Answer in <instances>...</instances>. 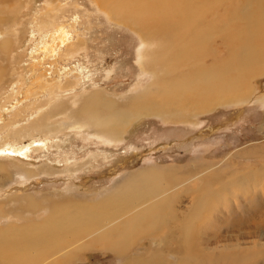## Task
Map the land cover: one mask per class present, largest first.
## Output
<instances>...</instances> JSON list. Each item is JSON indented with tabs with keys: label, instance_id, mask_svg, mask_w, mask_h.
Returning a JSON list of instances; mask_svg holds the SVG:
<instances>
[{
	"label": "rangeland",
	"instance_id": "1",
	"mask_svg": "<svg viewBox=\"0 0 264 264\" xmlns=\"http://www.w3.org/2000/svg\"><path fill=\"white\" fill-rule=\"evenodd\" d=\"M143 1L155 2L105 0V9L99 6V0H25L14 10L16 15L12 20L5 18V10H2L0 24L4 22V26L0 25V36L12 57L5 68L0 61L4 70L0 71V143L29 147V150L25 156L0 159V179L3 180L0 199L41 198L69 189L93 204L100 194L126 176L155 171L170 181L162 191L159 187L160 192H165L159 196L162 200L156 198L155 201L157 205L162 201L168 205H165L168 208L165 216L169 215V208L174 207L182 222L191 209L201 206L185 220L194 229L190 239L192 251L198 254L194 258H202L220 245L249 248L261 244L260 255L251 256L247 262L260 264L259 258L264 256V41L260 43L258 60L262 71L252 77L241 72L238 75L241 88H245L247 80V99L228 100L205 111L191 112L190 101L183 103L168 92L164 99L167 106L161 100L162 107L148 108L145 113L131 118L118 144L101 141L96 137V130L90 129L98 120L96 111L101 107L87 102L92 94L126 106L130 98L153 85L151 74L156 73L164 80L161 77L164 63H152L150 55L155 56L156 48H152L166 42V37L160 38L155 30H149L155 37L149 36L146 40L130 22L118 18L117 12L124 11L121 7L126 3L136 6L138 13L144 16L137 6L143 5ZM167 1L165 8L169 11L177 7L178 13H187L185 0H179L180 5L174 8H171L172 2ZM199 1L194 0L197 4L190 7L191 11L200 8ZM208 1L215 5L206 13L216 11L220 19L208 33L216 30L222 35L214 39L203 35L206 42L194 54L198 61L205 58L202 55L215 54L219 63L229 62L240 68L241 36L246 33V22L240 23L239 16L250 9L258 14L264 12V0L251 1L248 8L250 0L245 4L246 0ZM204 12L201 11V18ZM43 13L52 18L53 26L66 29L70 42L79 44V50L70 55H63L65 48L56 49L57 45L53 52L49 48L44 50L53 26L38 32L36 22ZM148 42H151L150 47L146 46ZM141 46L142 52H147L149 47V56L143 61L137 59V49ZM168 54L175 56L171 51ZM171 65L166 66L171 69ZM172 71L174 82L179 76H187L197 69H190L188 63L182 62ZM40 107L47 109L44 119L39 117ZM89 132L94 135L88 137ZM44 140L45 148L41 149L39 143ZM249 149H253L251 153ZM214 177L219 180L216 182ZM207 178L213 185H206ZM243 179L249 184L245 193L242 192L245 186L239 183ZM185 187L191 194L183 192ZM223 188L231 193L219 209L215 202L196 199L194 194L198 190ZM169 200L172 201L168 204ZM203 207H208L206 213H202ZM198 214H201L200 219H197ZM255 223L258 224L256 232L250 233L248 226H255ZM170 224L177 229V221L171 220ZM2 225L0 220V228ZM162 242L156 233L143 236L136 241L131 253L149 258L156 252L161 264L189 262L191 256L178 250V244L169 237L165 250ZM182 247H189V243H183ZM213 254V260L217 261L218 251ZM184 256L187 259L182 258ZM54 259L59 260L58 264H125L124 254L109 249L106 240L96 241L93 234L66 246ZM54 259L45 260L46 264ZM191 264L196 263L192 261Z\"/></svg>",
	"mask_w": 264,
	"mask_h": 264
},
{
	"label": "bare ground",
	"instance_id": "2",
	"mask_svg": "<svg viewBox=\"0 0 264 264\" xmlns=\"http://www.w3.org/2000/svg\"><path fill=\"white\" fill-rule=\"evenodd\" d=\"M24 1L0 0V13L2 10H5V18L7 17L9 20H12L14 15H16V13H13L14 10H18ZM170 1L172 2L170 4L171 8L180 5L179 0ZM251 1L254 2V0H250L246 8H248L249 4H252ZM258 1L260 2L261 0ZM48 3L47 1L46 5ZM151 3L153 1H146L143 5H137L140 9L139 12L145 14L144 16L140 15L138 8L132 6L130 3L124 4L121 9L125 10L117 13L120 20L130 22L132 24L131 27L133 26L139 30L146 40H148L149 36L155 37V34L149 30H155V32L160 34V38L166 37L168 41L167 45V41L157 46L155 44V47L152 48H156L154 51L155 56L154 54L150 55L152 63H157V65L164 63L163 70L161 71V77H164V80H161L160 76L156 73L151 74L153 76V85L150 88L148 87L144 92L135 95L134 98H130L126 106L119 104L120 102H107L104 97L96 93H94L96 95L92 94L87 98L88 103L101 105L96 111L98 120L90 129L96 130V137L109 145L121 142V134L131 118L141 115L143 112L145 113V110L148 108L150 110L162 107L161 100L166 105L167 102L164 99L168 95V92L182 99L183 103L190 101L189 109L191 112H201L212 108L216 103L247 99V80L246 89L241 88L238 83V75L241 72L245 74L244 76L250 75L252 77L264 68L258 65V60H260V43L264 41L263 11L258 14V11L256 12L255 9H250V11L245 10L239 16L240 23L246 22V33L244 30L242 31L244 32V35L241 36L243 56L238 60L240 68H235L229 62L219 63L214 57L215 54L209 56L202 55L205 57L202 61H198L197 55L194 54V52L198 51V47L200 48L206 42L203 35L210 36L212 39L219 38L222 35L221 32L216 30L208 33L212 27L220 22L216 11L209 12L210 14L206 13V10L209 7H213L212 5H215V2L200 0V8L191 11L190 7L197 3L194 0H189V2L185 0V7H188L186 8L187 13H178L175 11L177 7L173 11H169L165 8V5L169 3L167 0H155L153 4ZM99 4L101 8H105V0H99ZM118 9L115 10L118 11ZM252 10L254 12H251ZM201 11H205L202 18ZM214 12L216 14L212 16ZM206 16L210 19H206ZM51 19L49 15L43 13L41 19L36 22L38 32L41 29L53 26ZM0 25L4 26V22ZM58 26H53L52 32L50 34L47 33L50 41L45 40L44 47H42L44 50L49 48L50 52H53V47L57 45L56 49L65 48L63 55L74 54L79 50V44L71 43L70 34L65 31L66 29L64 30V28ZM3 35L6 36V34ZM4 43L5 40L0 36V61L3 62L2 67L5 68L12 56L10 57V50L3 45ZM149 43L151 42H148L146 46L150 47L151 44ZM148 48L147 52L141 51L143 49L142 46L137 49V59L139 61L146 60V57L149 56ZM169 51L174 52L175 56H170L168 54ZM147 60L150 59L148 58ZM207 61L210 64H207ZM182 62L188 63L190 69H197V71L194 73L189 72L187 76L185 74L179 76L176 81L172 82L173 75L175 74L172 70H174L175 65ZM166 65H171V69ZM2 67L0 65V71L4 72ZM235 74L236 77H234ZM46 110L40 107L38 112L40 119L45 118ZM93 132L87 133L88 137H92L94 135ZM44 142L45 140L39 143L41 149L45 148ZM28 150L29 147L22 148L8 142L0 143V159H13L17 155L25 156ZM252 150L249 149L248 152ZM20 173L24 175V173ZM213 180L217 182L219 178L214 177ZM2 181L0 179V184ZM211 181L207 178L205 180L206 185H213ZM245 182H248V180L243 179L239 182L245 186L242 191L244 193L245 190H248L247 187L249 185ZM168 184H170L169 180L160 177L155 171H149L126 176L108 191L100 194L93 204H89L86 197L79 196L74 190L69 189H65L63 193L54 196L34 197L36 200L34 198L27 199V197L22 196H18L13 201H11V197H7L6 200L0 199L2 202L0 204V220L3 221V227L0 228V264H46L45 260L54 259L66 246L72 245L78 239H82L90 234H93V238L96 241L106 240L109 249L118 254H124L125 264H161V260L158 258L156 252H154V255L149 256V258H144V256L138 257L131 253L137 240H141L143 236L155 233L161 237L163 241L162 247L168 245L167 238L169 237L178 244L176 245L178 250H182L185 252V255L189 254L191 256L188 260L189 262L177 261L176 264H191L192 261L196 264H222V261L225 264H247L251 260V256L260 255L263 247L261 244H256L249 248H240L238 245L233 244L232 246H216L211 252L203 254L202 258H194L196 254L192 251L193 248L190 243L194 229L185 220L191 214H195L197 212L196 208H201V206L197 205L193 209L190 207L189 209L192 211L195 209V211H191L188 215L186 214V217H184L186 219H182V222H179V218L175 213L176 208L174 207L169 206L171 207L169 208V215L165 216V211L168 210L165 205H168L164 201L159 202V205H157L155 201L156 198L162 200L159 196L165 192H160L159 187L160 189L162 187L166 188ZM183 192L191 194L187 187H185ZM230 193L223 188L222 190H198L194 194L196 195V199L215 202V206H220L224 201H228L227 197ZM262 196H264V192ZM260 199L258 197L259 201ZM171 201L169 200L168 204ZM9 206H12V208ZM206 209L208 207H203L202 213H206ZM218 209L216 208V211ZM210 210L212 211V209ZM200 217L201 214H198L197 219H200ZM171 220L178 222L177 229L172 228L173 224H170ZM256 224L255 226H248L250 233L256 232ZM202 236H205V233ZM183 243H189V247L183 248ZM207 245H210V243ZM162 249L165 250V247ZM243 249H247L246 252ZM215 250L219 253L217 261L213 260ZM186 257L182 258L187 259ZM263 257L259 258L260 264L261 260L264 263ZM58 262V259H54L47 262V264H58Z\"/></svg>",
	"mask_w": 264,
	"mask_h": 264
}]
</instances>
